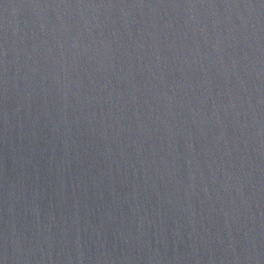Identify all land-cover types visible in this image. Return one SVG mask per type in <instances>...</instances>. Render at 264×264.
Instances as JSON below:
<instances>
[{
  "label": "water",
  "instance_id": "water-1",
  "mask_svg": "<svg viewBox=\"0 0 264 264\" xmlns=\"http://www.w3.org/2000/svg\"><path fill=\"white\" fill-rule=\"evenodd\" d=\"M0 264H264V0H0Z\"/></svg>",
  "mask_w": 264,
  "mask_h": 264
}]
</instances>
